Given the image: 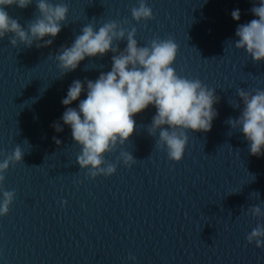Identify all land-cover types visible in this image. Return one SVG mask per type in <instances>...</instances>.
Returning a JSON list of instances; mask_svg holds the SVG:
<instances>
[{
    "label": "water",
    "instance_id": "water-1",
    "mask_svg": "<svg viewBox=\"0 0 264 264\" xmlns=\"http://www.w3.org/2000/svg\"><path fill=\"white\" fill-rule=\"evenodd\" d=\"M62 2L69 7L67 25L50 46L14 48L8 37L0 40V152L18 144L25 152L5 174L4 189H15L16 199L0 217V264H264V248L246 241L264 220L244 214L264 201V154L251 155L243 133L226 123L240 115L233 106L243 107L238 88L264 90V62L234 47L237 26L258 19L250 9L259 0H146L154 19L139 24L131 16L138 0ZM236 9L239 21L231 15ZM6 10L25 27L38 15L35 3ZM113 20L136 27L141 46L172 37L179 45L177 74L216 89L218 116L210 131L188 132L177 163L154 147L158 133H147L156 114L150 105L134 116L129 141L106 155L115 163L128 151L138 162L91 179L76 163L81 148L61 120V101L74 80L94 81L110 71L113 53L86 57L62 77L55 55L84 25L98 30ZM118 43L122 51L127 41ZM84 88L68 107L86 98ZM57 121L62 132L52 127Z\"/></svg>",
    "mask_w": 264,
    "mask_h": 264
},
{
    "label": "clouds",
    "instance_id": "clouds-1",
    "mask_svg": "<svg viewBox=\"0 0 264 264\" xmlns=\"http://www.w3.org/2000/svg\"><path fill=\"white\" fill-rule=\"evenodd\" d=\"M33 3L38 15L34 14L26 27L6 10L10 6L26 9ZM250 11L258 19L237 26L235 35L238 39L234 41V47L246 50L252 61L259 64L264 62V0H259V6H253ZM68 13V4L62 0L56 3L52 0H0V40L8 37L14 48L20 45L31 48L34 44L36 48L48 47L67 25ZM231 15L239 21L240 10H234ZM131 16L137 24L154 19L146 0H138V6L131 8ZM126 23V20L123 23L113 20L102 24L98 30L92 23L86 24L71 46L62 45L55 55L62 77L75 71L86 57L113 53L110 71L101 72L94 81L87 78L84 82L74 80L61 101L66 106L61 120L70 126L72 138L81 148L76 163L81 170H87L91 179L114 175L120 163L131 168L138 162L128 151H121L115 163L106 159V155L129 141L137 128L134 116L150 105L155 107L156 114L147 126V133L154 138L158 133L154 147L166 150L168 159L177 163L183 159L188 146V132L210 131L218 116L214 105L219 103L220 97L215 94L216 89L209 88L198 78L178 75L173 67L179 51L175 40L157 36L141 46L136 39L137 28H127ZM124 40L127 44L121 51L118 42ZM85 83L86 98L79 101L77 108L68 107L85 91ZM237 95L243 107L240 103L232 106L241 109L240 115L229 118L226 123L243 133L251 155L260 156L264 154V90L238 88ZM52 127L56 132L63 131L59 121ZM53 139L57 145L61 143L59 139ZM24 155L19 144L11 153L0 152L4 157L0 161V217L8 215L16 199L15 189H4L5 174L10 167L22 163ZM251 194L258 198L260 195L259 192ZM262 207L264 201L248 207L244 214L258 221L264 220ZM246 241L264 248V223L258 222L246 235ZM128 259L136 258L130 255Z\"/></svg>",
    "mask_w": 264,
    "mask_h": 264
}]
</instances>
